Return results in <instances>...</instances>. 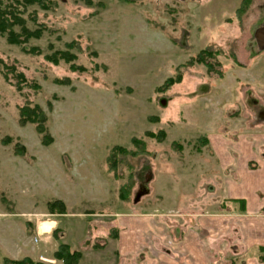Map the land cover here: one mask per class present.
<instances>
[{
  "label": "rangeland",
  "instance_id": "obj_1",
  "mask_svg": "<svg viewBox=\"0 0 264 264\" xmlns=\"http://www.w3.org/2000/svg\"><path fill=\"white\" fill-rule=\"evenodd\" d=\"M90 1L23 6L26 27L41 29L24 48L37 52L0 35V264L4 257L60 264L51 257L59 241L81 251V264L93 257L98 264H136L114 259L118 214L147 212L157 202L176 213L208 210L224 174L201 138L264 134V49L259 52L253 40L264 21V0H251L238 15L240 0ZM209 47L217 50L215 70L189 64ZM65 49L83 71L45 59ZM3 65L24 75L20 91ZM177 74L179 82L155 90ZM27 102L47 115L53 138L47 146L33 124H18V108ZM159 130L161 139L145 135ZM132 136L145 150L121 156L110 171L109 148L132 149ZM6 137L12 142L4 143ZM15 142L24 154L14 152ZM121 187L125 201L118 197ZM54 198L65 203V215L48 213L46 202ZM45 221L60 228L59 241L51 235L54 227L40 232ZM146 256H139L141 264Z\"/></svg>",
  "mask_w": 264,
  "mask_h": 264
},
{
  "label": "crops",
  "instance_id": "obj_2",
  "mask_svg": "<svg viewBox=\"0 0 264 264\" xmlns=\"http://www.w3.org/2000/svg\"><path fill=\"white\" fill-rule=\"evenodd\" d=\"M206 138L224 174L214 205L198 213H176L157 202L147 212H121L114 259L141 264L139 256L147 254L146 264H264L258 257L264 249V134L245 131L235 140L225 133ZM96 259L90 264H98Z\"/></svg>",
  "mask_w": 264,
  "mask_h": 264
},
{
  "label": "trees",
  "instance_id": "obj_3",
  "mask_svg": "<svg viewBox=\"0 0 264 264\" xmlns=\"http://www.w3.org/2000/svg\"><path fill=\"white\" fill-rule=\"evenodd\" d=\"M122 2H143V0H119ZM251 0H240L239 5L237 9L235 10V14H241L243 11L246 10L247 6L250 4ZM87 4H92L90 0H86ZM36 4L39 5L42 8H45L44 0H11L8 3H3L0 1V35L5 37V40L10 43L17 46H20L21 49H24L27 52H37L36 48H30L26 49L24 48V44L26 41L30 38H39L41 36V29H35L30 30L25 25V19L22 17L23 12V6L26 5H32ZM17 28V31L15 30ZM73 41L66 44L67 48H70L73 46ZM217 54V50H213L212 48H204L199 50L195 57L189 60V64L192 62H197L199 64H203L206 69L210 72L215 70L213 63L211 59L215 57ZM233 56V60L236 61L234 54H231ZM45 59L53 64H58L60 61L68 64V68L71 71H83L84 67L79 66L75 63L76 56L75 54L69 52L67 49L65 50H59L54 51L49 55L45 56ZM6 70L12 73V75L16 78V81L14 83V86L17 91H20L23 87L22 85H26V79L24 75L21 72H16L15 67L13 66H6L3 65ZM1 73V70H0ZM3 78L6 82L10 83L9 77L7 72L3 74ZM181 80V75L177 74L175 77H167L162 84L157 86L155 90L157 91H165L170 86H172L174 83H177ZM55 82L66 84L63 80L56 79ZM36 86H38L36 84ZM49 108H51V104L49 103ZM154 119V118H152ZM155 120V119H154ZM18 124L23 126L26 123H30L34 125V129L36 133L39 136L40 142L42 145L47 146L50 143H52L53 138L48 130L47 126V115L43 111V109L36 103L30 104L29 102L24 103L18 108ZM146 136L154 137L157 139H161L164 137L163 130H159L157 133L153 132H145ZM202 140V141H201ZM200 140L201 144H207V138L206 136H203ZM12 138L6 137L4 143H11ZM130 143L133 146L131 149H127L126 147L122 145H113L109 148L108 154L106 156V163L109 168L110 164V171L113 170V165L117 164L120 160L121 156H125L128 153L131 155H138L140 151H144V144L143 140L141 138L132 136L130 138ZM14 152L16 154H24L25 148L22 145H19L17 142L13 144ZM124 187L120 188L118 197L120 200L125 201L126 200V192L123 191ZM0 199L1 201H5L4 196L0 193ZM48 213L53 214H66V205L65 203L60 199H52L46 202ZM52 237L59 241L62 237V234L60 233V228L56 227L51 231ZM93 248H97V245H93ZM51 257L54 258L57 261H60V264H78L79 260L81 259V251L71 249V247L64 242L59 241V243L56 245L54 251L51 254ZM258 257L260 260L264 261V249H259ZM3 264H44L40 261H35L31 259L30 257H23L19 260H13L9 259L7 257H4L2 259Z\"/></svg>",
  "mask_w": 264,
  "mask_h": 264
},
{
  "label": "water",
  "instance_id": "obj_4",
  "mask_svg": "<svg viewBox=\"0 0 264 264\" xmlns=\"http://www.w3.org/2000/svg\"><path fill=\"white\" fill-rule=\"evenodd\" d=\"M253 38L257 46V50L264 49V21L254 30Z\"/></svg>",
  "mask_w": 264,
  "mask_h": 264
},
{
  "label": "bare ground",
  "instance_id": "obj_5",
  "mask_svg": "<svg viewBox=\"0 0 264 264\" xmlns=\"http://www.w3.org/2000/svg\"><path fill=\"white\" fill-rule=\"evenodd\" d=\"M53 221H45V222H42L41 223V226H40V232L41 233H49L50 232V228H51V226L53 225Z\"/></svg>",
  "mask_w": 264,
  "mask_h": 264
}]
</instances>
